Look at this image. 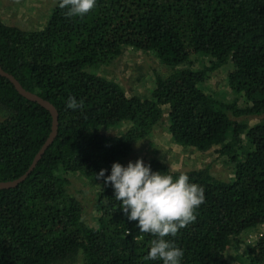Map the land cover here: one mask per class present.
Wrapping results in <instances>:
<instances>
[{"label": "trees", "instance_id": "obj_1", "mask_svg": "<svg viewBox=\"0 0 264 264\" xmlns=\"http://www.w3.org/2000/svg\"><path fill=\"white\" fill-rule=\"evenodd\" d=\"M58 2L42 30L26 31L0 17V65L27 91L52 103L58 133L42 159L17 187L0 189V264H163L145 260L151 234L129 221L114 188L96 180L101 170L131 156L168 116L169 133L184 148L218 153L234 165V178L210 167L173 171L158 159L153 172L189 176L205 190L197 219L166 239L182 249L181 264H229L225 252L264 225V121L248 128L234 117L264 114V0H96L81 17H66ZM132 47L168 67L149 97H128L117 81L90 71L110 66ZM210 57L196 70L192 55ZM233 66L229 87L245 97L225 103L202 86L211 74ZM69 97L83 108H67ZM0 182L23 176L47 139L49 110L22 96L0 75ZM115 136L102 132L120 125ZM101 183L96 226L84 220L82 202L69 189V173ZM142 239H134L140 237ZM247 264H264V233L246 248Z\"/></svg>", "mask_w": 264, "mask_h": 264}, {"label": "rangeland", "instance_id": "obj_2", "mask_svg": "<svg viewBox=\"0 0 264 264\" xmlns=\"http://www.w3.org/2000/svg\"><path fill=\"white\" fill-rule=\"evenodd\" d=\"M60 0H0V17L3 22L10 26H16L22 30H42L53 9ZM191 63L196 70L210 65L211 58L202 55H192ZM233 66L221 68L211 74L210 78L203 84L202 88L206 93L212 94L225 103H231L238 99L239 106L245 107V97L236 94L228 84V74ZM90 71L108 80L117 81L128 97L150 96L154 82L158 75L164 76L170 69L161 64L155 54L126 47L121 57L115 60L110 66L92 67ZM9 112L0 106V123L4 121ZM232 121L253 127L264 121V114L260 116L234 117ZM128 125H120L111 129L102 128V132L115 136L125 132ZM168 116L165 115L163 123L144 141L137 143L131 156L125 161L135 163L143 159L144 163L152 159H158L169 166L173 171H191L210 167L213 174L224 181L234 178V165L220 156L218 151L221 146L201 152L194 148H184L174 142L169 133ZM68 178L72 182L69 189L71 195H75L82 202L84 220L90 226H96L98 211L96 202L101 183L80 173L71 172ZM264 233V225H259L244 235V244L241 247L231 246L226 252V261L229 264H247L243 262L246 258V248L255 244ZM64 264H82L78 262H67Z\"/></svg>", "mask_w": 264, "mask_h": 264}, {"label": "clouds", "instance_id": "obj_3", "mask_svg": "<svg viewBox=\"0 0 264 264\" xmlns=\"http://www.w3.org/2000/svg\"><path fill=\"white\" fill-rule=\"evenodd\" d=\"M96 5V0H60L59 7L67 9L66 17H81ZM67 108H83V101L69 97ZM101 170L95 177L105 185L114 188L115 200L129 221H138L142 234H151L150 251L145 260H162L163 264H181L182 249L166 239L176 237L181 229L194 223L196 210L205 203V190L198 184L189 183L187 174L173 178L169 171L165 174L153 172L151 165L145 166L143 159L129 162L127 167L114 163L111 175ZM143 237H134L142 239Z\"/></svg>", "mask_w": 264, "mask_h": 264}, {"label": "water", "instance_id": "obj_4", "mask_svg": "<svg viewBox=\"0 0 264 264\" xmlns=\"http://www.w3.org/2000/svg\"><path fill=\"white\" fill-rule=\"evenodd\" d=\"M0 75L9 79L13 83V85L15 86L16 90L22 96H24L25 98H27L33 102L39 103L41 106H43L47 110H49V112L51 113V115L53 117L52 132H51L49 138L47 139V141L45 142V144L43 145V147L41 148V150L39 151V153L37 154V156L35 157L33 164L31 165L29 170L23 176H21L20 178H18L16 180L7 181V182H0V189H9V188L17 187L20 183H22L23 181H25L27 179V177L30 175V173L35 169V167L37 166L39 161L42 159L46 150L54 142V140L57 136V133H58L59 113L52 103L43 99L42 97L38 96L37 94L31 93V92L27 91L26 89H24L23 86L20 84V82L13 75H10L9 73H7L3 70L1 65H0Z\"/></svg>", "mask_w": 264, "mask_h": 264}]
</instances>
